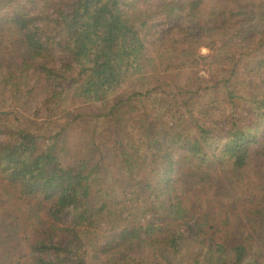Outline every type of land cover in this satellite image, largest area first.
<instances>
[{
  "label": "trees",
  "instance_id": "obj_1",
  "mask_svg": "<svg viewBox=\"0 0 264 264\" xmlns=\"http://www.w3.org/2000/svg\"><path fill=\"white\" fill-rule=\"evenodd\" d=\"M215 1L229 14L210 21L215 34L183 32L209 49L219 35L231 57L250 55L243 107L230 88L235 68L200 86L196 76L179 82L170 64L169 78L151 67L141 28L195 17L202 0H0L1 35L16 41L0 43V113L39 92L47 112L38 118L70 116L46 143L0 114V251L17 250L26 264H264V0ZM195 52L190 61L203 57ZM223 87L233 114L222 121ZM120 92L127 98L111 103ZM71 100L79 113L66 111ZM126 101L133 117L122 114ZM94 105L87 118L130 128L105 142L95 124L86 152L72 154L61 142ZM111 155L117 170L103 162Z\"/></svg>",
  "mask_w": 264,
  "mask_h": 264
},
{
  "label": "rangeland",
  "instance_id": "obj_2",
  "mask_svg": "<svg viewBox=\"0 0 264 264\" xmlns=\"http://www.w3.org/2000/svg\"><path fill=\"white\" fill-rule=\"evenodd\" d=\"M254 1V2H253ZM260 0H244L249 5V2H253L254 4H258ZM167 10V8H166ZM218 12V14H217ZM222 9H218V4L215 0H202L200 5V14H198L195 17L187 18L184 14L181 19L179 18H171L169 16L165 17L164 20L159 21V26L156 31L154 29H150L147 26L141 28V33H147L145 35L146 41L148 44V48L150 50V55L155 59L154 65L151 67H155L159 69L158 71L161 74L166 75L167 66L172 65L173 66V73L175 76H177V79L181 83H185L186 81H190L191 79L194 80V77H199L200 80H198V83H200V86H213L216 84L217 80L220 78H224L227 76V73L232 69H237L238 75L240 77L235 76L232 78L230 83L231 87L238 88L237 93L240 99L236 102L239 104L241 103V107L247 105L246 98L250 96L251 93V86L247 87L246 84L242 83L246 79L251 78V75L249 74V67L246 68L245 77L242 76L243 72L245 71V65H246V59L250 57L248 54H244L241 56H235L234 58L231 57L233 53L231 52H225L223 49H221V43L223 38L219 35L215 38L209 39L207 42L212 44L213 41H217L213 48L209 49L205 45V43H201L200 45L195 42V35H192L190 41L187 42L186 37L188 36V32H183V29L188 28V26H192L194 28H203V30H200V34L198 35L199 40L202 38H205L207 35L215 34L216 31L208 30V28L212 27L213 25L210 23L213 19H215L217 16L221 19H226L229 14H226V16H222L221 14ZM175 13H180L179 10H176ZM217 14V16H215ZM132 15V13H131ZM185 17V18H184ZM152 22H150L149 25H151ZM179 24V25H177ZM151 31V32H150ZM160 32H164L163 39L158 42H153V39H156L158 34ZM2 31H0V43H2V46L6 45V43L11 42V46H14L16 44V41L12 37H7L1 35ZM5 35V34H4ZM7 35V34H6ZM205 40V39H204ZM204 42V41H203ZM2 49V48H1ZM237 49L240 51V47L237 46ZM5 51V49H3ZM184 51V52H183ZM197 51L198 55H201L203 57H195V60H191V58ZM3 53V52H2ZM197 55V56H198ZM241 57V62L236 64L235 66L232 65L236 62V60ZM232 58L231 60H229ZM180 60V61H179ZM182 60V62H181ZM233 61V62H232ZM232 62V63H231ZM150 68V67H149ZM168 70V69H167ZM170 71V70H169ZM172 72V71H171ZM172 74V73H171ZM166 75L165 78H169L170 75ZM196 83V81H195ZM197 84V83H196ZM232 84V85H231ZM221 93L219 92L217 99L218 103V115L222 117V121L224 118L228 117L230 118L233 114L231 111L232 103L229 101V91L225 89V87L221 88ZM212 94H209L210 100H212ZM117 97L111 98V103H115L118 100H123L127 98V95H124V93L120 92V94H116ZM25 100V101H24ZM24 105L22 106H11L4 107L2 109V112L0 113L3 117H5L6 120H10L14 126H16V123L22 122L23 126L33 125L34 132L38 130L37 132L41 134V141H45L46 143H51L53 139H51V135L55 134L56 132H59L65 124L66 121L69 119V114L64 112L61 113L58 116L51 117L50 119L38 118V115H36V112H47L46 108L43 107L42 97L39 92H31L27 94L25 98H23ZM71 102H67L66 104V111H70L73 114L79 113L76 109L71 108ZM74 104V103H73ZM63 106V105H62ZM73 106V105H72ZM121 106H126L122 114L125 118L133 117V115L129 114V110L131 108L130 102L126 101L121 104ZM142 106V105H141ZM108 109L107 106L104 108H101V110ZM100 111V110H99ZM97 113L98 107L96 105L90 106L89 109L85 110V114L81 116L78 120V127L74 128L72 127L69 131V135L67 139L62 140L61 146L62 148H68L70 152L73 154L74 150L76 151L75 155H80L84 152H86V146L88 140H85V137L90 138V134H84L85 131H90L93 129V125L99 124L101 126V129L98 131V139H102L105 142H109L114 138H118L115 135V130H118L120 128L123 129V133L125 131L128 132L130 126L126 125L124 122L122 123L117 122L113 124L112 118L109 120H103L100 118L91 117L89 116L87 118L86 114L91 113ZM6 113V114H4ZM25 117V118H24ZM33 118V119H32ZM227 123V119L225 120ZM42 128V130H41ZM33 132V131H32ZM122 133V132H121ZM122 133V134H123ZM83 135V136H82ZM6 136L2 133H0V140L5 139ZM112 138V139H111ZM264 139V136H263ZM262 139V140H263ZM80 142V143H79ZM64 154V160L66 162L70 161V158H68L69 154L67 155L66 152ZM104 163H107L108 165H112L117 170L118 161L117 158L111 157L108 158V160H104ZM119 167V165H118ZM93 183L94 188H106L107 182L104 181L100 185V187L97 186L95 182ZM125 184V183H124ZM97 190V189H96ZM122 195V193H121ZM120 197V195H119ZM7 198H3V203H5V200ZM9 206V203L5 205L7 208ZM26 247V246H25ZM23 249L25 251L24 253H27V248ZM17 250H13L12 248L1 250L0 251V264H5V261L9 258V262L12 264H26V260H19L21 258V255L18 252H14Z\"/></svg>",
  "mask_w": 264,
  "mask_h": 264
}]
</instances>
